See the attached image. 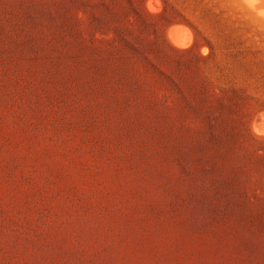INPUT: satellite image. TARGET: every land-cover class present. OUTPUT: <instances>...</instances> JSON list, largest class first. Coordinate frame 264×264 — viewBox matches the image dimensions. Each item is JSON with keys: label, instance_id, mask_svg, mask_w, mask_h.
Instances as JSON below:
<instances>
[{"label": "rangeland", "instance_id": "1", "mask_svg": "<svg viewBox=\"0 0 264 264\" xmlns=\"http://www.w3.org/2000/svg\"><path fill=\"white\" fill-rule=\"evenodd\" d=\"M0 264H264V0H0Z\"/></svg>", "mask_w": 264, "mask_h": 264}, {"label": "bare ground", "instance_id": "2", "mask_svg": "<svg viewBox=\"0 0 264 264\" xmlns=\"http://www.w3.org/2000/svg\"><path fill=\"white\" fill-rule=\"evenodd\" d=\"M176 41V40H175ZM179 41V40H178ZM176 45H178L177 43H176ZM182 46V45H181Z\"/></svg>", "mask_w": 264, "mask_h": 264}]
</instances>
